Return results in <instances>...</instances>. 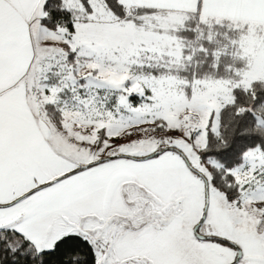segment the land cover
Masks as SVG:
<instances>
[{
	"label": "snow or ice",
	"instance_id": "obj_1",
	"mask_svg": "<svg viewBox=\"0 0 264 264\" xmlns=\"http://www.w3.org/2000/svg\"><path fill=\"white\" fill-rule=\"evenodd\" d=\"M0 264H264V0H0Z\"/></svg>",
	"mask_w": 264,
	"mask_h": 264
}]
</instances>
